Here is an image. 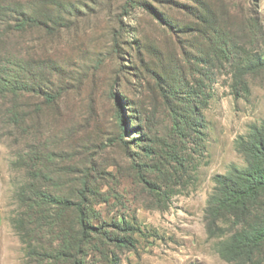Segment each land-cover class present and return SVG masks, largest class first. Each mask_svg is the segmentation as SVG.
<instances>
[{
    "label": "rangeland",
    "instance_id": "obj_1",
    "mask_svg": "<svg viewBox=\"0 0 264 264\" xmlns=\"http://www.w3.org/2000/svg\"><path fill=\"white\" fill-rule=\"evenodd\" d=\"M135 1L0 0V264H264V193L216 180L264 124V0Z\"/></svg>",
    "mask_w": 264,
    "mask_h": 264
},
{
    "label": "trees",
    "instance_id": "obj_2",
    "mask_svg": "<svg viewBox=\"0 0 264 264\" xmlns=\"http://www.w3.org/2000/svg\"><path fill=\"white\" fill-rule=\"evenodd\" d=\"M129 3L130 5H134L137 2L135 0H129ZM33 23H35L33 18L24 13L23 18L18 19L15 29L23 30ZM46 98L51 102L54 97H51V95L47 93ZM182 125H184L183 122ZM178 129L182 130L181 124L178 125ZM252 132V135H249L248 137L241 136L237 141L239 151L248 156L251 165L246 168H239L236 165H233L232 169L234 172L231 174H235L236 179L225 175H218L216 177L217 182L224 184L228 183V188L224 193L223 206L231 208H247L252 203V200H256L261 193H264V124L262 126L253 125ZM178 158H180V156H178ZM34 187L35 185L31 188L32 194L29 195L30 197L26 195L22 197L26 206H34V208L35 206L39 207L36 212L34 211L30 215L32 218L30 219V224L36 226L37 229L41 231L54 230L57 224L61 225V221L64 222L60 215L64 214L66 209L63 208V206H66L68 209L71 208L76 216L75 221H73L75 230H72L71 238L77 237L78 239H81L80 241L85 240L84 238H87L86 232L88 231L89 226L87 221V211L82 208V203L85 202L84 196H81L79 199L82 203L65 205L64 202L58 200L56 197ZM22 194L23 192L21 195ZM52 204L62 206L60 215L57 214L58 217L53 216L50 212V205ZM34 208L32 207V209ZM20 224V227H17L18 231L22 234L23 242L27 244L29 242L27 241L28 239H26L25 236H23V233H21L26 229L24 227L25 220L20 221ZM262 234H264V231L259 230L256 233V236L259 235L260 239L264 238V235ZM60 236H62V234ZM24 239H26V241Z\"/></svg>",
    "mask_w": 264,
    "mask_h": 264
}]
</instances>
